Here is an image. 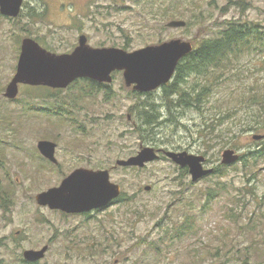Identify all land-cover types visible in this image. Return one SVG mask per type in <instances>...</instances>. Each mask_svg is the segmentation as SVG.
<instances>
[{
	"label": "rangeland",
	"instance_id": "obj_1",
	"mask_svg": "<svg viewBox=\"0 0 264 264\" xmlns=\"http://www.w3.org/2000/svg\"><path fill=\"white\" fill-rule=\"evenodd\" d=\"M177 1L183 15L175 21L189 23V27L168 28L167 23L174 19L163 22L152 0H25L21 17L0 18L1 94L15 73L25 37L38 38L59 55L70 53L81 35L93 48L127 46L131 52L170 40L211 37L231 19L264 28V0ZM32 8L43 11L32 17ZM242 62L245 69L230 70L228 79L222 76L213 87L204 117L194 109L169 112L161 90L151 97L131 94L117 73L109 87L90 102H72L76 91L88 89L81 84L54 95H47L44 88L21 86L17 101L1 99L0 121L6 124L0 125V144H4L6 170H0V190L7 192L11 203L0 207V264H25L21 261L25 250L43 247L47 251L36 264H264V162H257L250 176L238 161L257 147L259 140L252 136L260 134L247 132L231 141L237 131L230 132V127L234 123L236 130L238 121L248 117L243 106L232 105L230 111L223 106L233 94L255 83L264 84V51L244 56ZM62 100L65 108H59ZM148 100L160 112L151 138L135 131L141 121L134 107ZM39 108L43 110L37 111ZM51 108L60 109L62 121L45 112ZM218 109L227 118L215 119ZM223 123L228 125L220 126ZM39 140L57 144L61 171L36 165L41 162L35 153ZM141 147L203 156L208 168L222 165L225 150H232L238 160L225 170V177L213 175L197 182H191L189 175L180 173L163 156L140 170L113 168L117 160L134 156ZM32 154L35 164L30 160ZM72 159L110 170L111 182L121 188L122 201L116 200L89 218L63 217L37 206L35 196L59 186ZM217 181L226 183L228 192L204 209L207 188ZM187 214L198 217L193 233L177 239L172 234ZM250 215L252 220H247Z\"/></svg>",
	"mask_w": 264,
	"mask_h": 264
},
{
	"label": "water",
	"instance_id": "obj_2",
	"mask_svg": "<svg viewBox=\"0 0 264 264\" xmlns=\"http://www.w3.org/2000/svg\"><path fill=\"white\" fill-rule=\"evenodd\" d=\"M23 0H0V14L15 18L19 15ZM184 21H170L168 28H183ZM192 51V44L179 39L146 46L134 51L115 47L93 48L87 38L81 35L78 45L65 54H54L40 47L34 40L21 41L15 73L5 87L3 97L13 100L18 94V86H43L53 89H65L77 79H91L98 83H110L113 72H122L126 87L134 91L147 93L157 90L172 78L178 62ZM255 141L263 136L253 135ZM56 145L49 141L37 144L38 151L54 161ZM159 153L180 168H187L191 182H197L213 173V169L204 168L203 156L187 152H174L141 147L136 155L126 160H117L116 167L143 168L159 160ZM222 165H231L238 160L232 150H225L221 156ZM150 190L149 187L144 188ZM120 195V186L110 181L107 170L91 171L79 169L65 178L58 187L36 195L39 206L59 210L67 214H80L107 207ZM47 247L39 251L26 250L23 259L37 262L44 257Z\"/></svg>",
	"mask_w": 264,
	"mask_h": 264
},
{
	"label": "trees",
	"instance_id": "obj_3",
	"mask_svg": "<svg viewBox=\"0 0 264 264\" xmlns=\"http://www.w3.org/2000/svg\"><path fill=\"white\" fill-rule=\"evenodd\" d=\"M175 1L176 3L173 4ZM151 5L152 7H156V12L159 16L163 17V22L168 19L175 20V18H181L183 15L181 12L182 4L177 0H170V2L152 0ZM29 15L32 17H39L35 8L30 10ZM19 17H21V14ZM189 25V23L186 24L188 27ZM223 25L224 26L211 37H203L200 40L195 39L190 41L193 45V50L179 61L172 80L161 87L163 105L169 112L172 109H178L180 111L194 109L204 117L206 111V99L211 94L213 87L218 84L221 78H223L222 76L228 79L230 70H237L240 67L245 69L242 62L244 56L246 57L257 51H264V28L261 26L250 21L241 22L238 19L226 20L223 22ZM123 49L127 50L128 47L124 46ZM235 77L238 79L237 76ZM258 84L259 83H255V85ZM255 85H252L247 89L245 88V91L243 90L237 95L233 94V97L229 99L227 98L228 100L225 99L226 102L223 103V106L225 104L228 111L234 109L232 105L238 104L239 107L243 106V114H246L248 117L246 120L238 121L239 124L236 126V130H234V123L233 128L232 126L230 127V132L232 130L237 131V133L231 136L233 137L231 141H234L238 135L247 132L260 134L264 137V84H259L258 86ZM251 88H255V91L249 90ZM1 92L2 90H0V94ZM131 94L137 95L135 93ZM152 95L153 92L142 94L141 96L151 97ZM108 97L109 96H107V101ZM59 108H51V110L48 109L45 112L59 118L63 116L62 113L60 114ZM134 108L137 109H135L137 119L141 121L135 131L138 132L141 137H143L145 133L151 138V128L157 124L158 119L160 118V112L157 109L156 103L152 100H148L141 106H135ZM42 110L39 108L37 111ZM61 118L63 119V117ZM214 118H219V121H221V119L227 118V115L219 110L218 113L215 112ZM4 119L5 120L3 121H6V117ZM229 120L230 119H228V121ZM1 123L0 125L3 124L4 126L6 124ZM7 125L12 124L8 123ZM222 125H228V123H223L220 126ZM204 126H207L206 121H204ZM10 128L12 129V127ZM4 129L5 128L3 127V130ZM0 152L3 151L0 150ZM1 155L5 158L3 153ZM238 161L241 162L245 173L247 172L251 176L253 174V168H255L257 162H264V139L257 143L256 148L249 149L246 153L239 156ZM229 167L234 166L220 165L214 168L213 173L206 177V179L211 178L213 175L225 177V170ZM180 173L188 175L187 168H180ZM226 187V183L217 181L212 187L207 188L203 208H207L211 200L217 196L227 193L228 189ZM7 197V192L0 190L1 208H7V206L10 205V203L5 202L8 200ZM117 201H122V196L119 197ZM253 214H255L254 211ZM230 218H235V214H231ZM182 220H184V222L177 228L178 230H174V235L172 234V236L177 237V239L188 237L193 233L194 220H198V217L197 215L194 216L187 214ZM247 220H252L251 215L247 216ZM249 225L250 223L246 224V226ZM262 259L264 261V256ZM21 261L25 263L23 260Z\"/></svg>",
	"mask_w": 264,
	"mask_h": 264
},
{
	"label": "flooded vegetation",
	"instance_id": "obj_4",
	"mask_svg": "<svg viewBox=\"0 0 264 264\" xmlns=\"http://www.w3.org/2000/svg\"><path fill=\"white\" fill-rule=\"evenodd\" d=\"M25 0H23V4H22V7H21V10H20V12H19V15L21 14V12H22V9H23V6H25ZM32 9H34V8H32ZM36 9V11L37 12H39L40 10H42V9H38V8H35ZM43 11V10H42ZM19 15L17 16V17H15V18H10V17H5V16H2L1 14H0V18H6L7 20H16V19H18V17H19ZM27 37H25V38H22V40L23 39H26ZM29 39H32V40H34L40 47H42L43 49H45L46 51H48V52H50L49 51V49H47V47L43 44V42L42 41H40L38 38H29ZM21 40V41H22ZM77 45H78V43H77ZM20 46H21V42H20ZM51 53H54V54H56L55 52H51ZM20 54V53H19ZM61 54H63V53H61ZM19 57V56H18ZM16 69V68H15ZM120 74L121 75V77H122V72H114L112 75H111V78H112V80H113V78H114V75L115 74ZM122 80H123V77H122ZM112 82V81H111ZM123 83H124V81H123ZM75 84H81L80 86H86V87H88V89H83V88H80L78 91H76L77 93L76 94H74L71 98H73V100H72V102L75 100V101H81V100H85L86 102H87V100L90 102V99L91 98H93V96H95L98 92H100V90L102 89V90H106V88H107V86L109 87V85L110 84H107V83H98V82H96V81H93V80H91V79H86V78H83V79H77V80H75V81H73L69 86H68V88L69 87H71V86H73V85H75ZM21 86H24V87H27L26 85H19L18 86V89H19V87H21ZM28 87H31V88H44V89H47V95H54V94H57V93H59L60 91H63L64 89H53V88H49V87H43V86H28ZM124 87L125 88H127V89H130V93H135V94H137V95H142V94H146V93H138V92H135V91H133V87L131 86L130 88H128V87H126L125 86V84H124ZM66 89V88H65ZM159 90H161V88L159 89ZM97 91V92H96ZM5 92V90L3 91V93ZM3 93L1 94V96H0V98L2 99V100H5V101H8V102H14L15 100H16V98L15 99H13V100H8V99H5L4 97H3ZM79 98V99H76V98ZM62 103H60L59 102V106H60V108L61 107H63V108H65V106H63V100L61 101ZM65 102H67V101H65ZM62 105V106H61ZM66 107H69V106H66ZM61 121L63 120L62 118L60 119ZM127 120L129 121L130 120V116L128 115L127 116ZM1 123V122H0ZM74 124V123H73ZM11 129V128H10ZM5 130V129H4ZM41 141H48V140H39V141H37V144L39 143V142H41ZM50 142V141H49ZM52 142V141H51ZM53 144H55L56 145V147H55V153H54V155H53V157H54V161H51V160H49L46 156H44L43 154H41L39 151H38V149H37V144H36V150H37V152H35L36 153V155H37V157L40 159V163L39 164H36V165H38L39 167H42V168H44V169H57L58 171H61V170H59L60 169V167L62 166V164L60 163V162H58V160H57V156H56V149H57V144L56 143H54V142H52ZM3 145L4 144H0V150H2L3 152H0V170H6V168L4 169V163H5V159L6 158H3V156L1 155L2 153H3V155H5V152H4V147H3ZM136 155V154H135ZM6 157V156H5ZM132 157V156H131ZM30 160L31 161H33V163L35 164V162H34V160H35V158H34V156H33V154H32V157L30 158ZM77 161L79 160L78 158L76 159ZM77 161H75L74 159H72V161H70L71 162V167H69V168H67V170L66 171H64L63 172V175H61V181H60V183L65 179V178H67V177H69L72 173H74L75 171H77V170H79V169H86V170H91V171H103V170H107L108 172H109V177H110V170H108V169H100L98 166H96V167H94V165L93 164H86V165H81V164H78V163H74V162H77ZM66 162H64L63 161V165L65 164ZM66 164H68V163H66ZM205 167H207L208 168V166L207 165H205ZM114 169H116L117 167L115 166V164H114V167H113ZM131 169H133V170H136V169H138V168H131ZM5 172V171H4ZM7 175V174H6ZM60 185V184H59ZM55 187V186H54ZM58 187V186H57ZM49 189H51V187L50 188H48V189H46L45 191H47V190H49ZM45 191H42V192H45ZM42 192H40V193H42ZM39 194V193H38ZM37 194V195H38ZM36 197V196H35ZM34 201H35V203L37 204V202H36V200H35V198H34ZM5 202H8V203H11L10 202V200H6ZM114 203H116V200H114V201H112L107 207H104V208H102V209H99V210H94V211H90V212H84V213H80V214H67V213H64V212H62V211H59V210H51L49 207H47V206H39L38 204H37V206H39V207H42V208H46V209H48V210H50V211H53V212H58L61 216L63 215V217H68V216H81V217H84V218H89L92 214H94V213H99L100 211H102V210H104V209H106V208H108V207H110V206H112Z\"/></svg>",
	"mask_w": 264,
	"mask_h": 264
}]
</instances>
